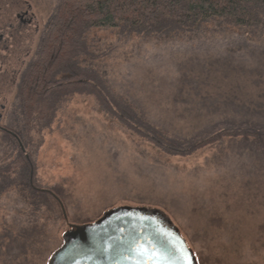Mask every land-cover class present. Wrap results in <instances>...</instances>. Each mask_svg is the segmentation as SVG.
I'll return each mask as SVG.
<instances>
[{"label":"rangeland","instance_id":"374dc122","mask_svg":"<svg viewBox=\"0 0 264 264\" xmlns=\"http://www.w3.org/2000/svg\"><path fill=\"white\" fill-rule=\"evenodd\" d=\"M57 2L31 0L39 27L31 37V54ZM96 33L110 39L112 29ZM255 33L246 36L242 30L208 26L198 31L199 38L189 43L178 40L172 50L154 47L157 54L177 63L194 54L236 57L235 48L251 57L264 52V30L258 27ZM238 39L239 45L234 42ZM261 94L260 90L255 95L257 104ZM11 108L14 114V102ZM190 118L193 125L188 130L194 133L208 125L205 121L218 117ZM53 122L41 138L34 130L24 137L25 152L34 162L33 187L51 189L65 216L53 196L55 204L50 199L49 203L55 215L29 191L1 189L0 264H48L53 251L63 245L64 232L71 231L69 225L81 226L113 208L125 207L166 218L191 248L196 264H264V155L221 136L224 127L213 128L212 141L180 156L164 154L107 120L87 96L73 97ZM18 150V144L0 132V165L11 164L7 167L11 179L24 172L16 162ZM31 206L38 210L37 218L26 216Z\"/></svg>","mask_w":264,"mask_h":264},{"label":"trees","instance_id":"16d2710c","mask_svg":"<svg viewBox=\"0 0 264 264\" xmlns=\"http://www.w3.org/2000/svg\"><path fill=\"white\" fill-rule=\"evenodd\" d=\"M263 18L264 0H58L18 85L10 124L16 139L4 133L21 143L16 162L25 173L11 179V164H1L0 191H29L55 215L51 193L33 187L34 162L25 138L31 130L41 138L75 96L90 97L107 120L167 155L191 154L221 126V136L264 155L263 51L250 57L235 48L236 57L194 54L177 63L154 47L172 50L178 40L189 43L208 26L256 36L258 27L264 30ZM105 29H112L110 39L96 33ZM191 115L218 118L192 133ZM25 214L37 218L38 210L31 206Z\"/></svg>","mask_w":264,"mask_h":264},{"label":"flooded vegetation","instance_id":"af4514ba","mask_svg":"<svg viewBox=\"0 0 264 264\" xmlns=\"http://www.w3.org/2000/svg\"><path fill=\"white\" fill-rule=\"evenodd\" d=\"M31 5V0H0V132L14 138L16 132L10 125V116L13 114L11 106L42 34L40 33L36 48L31 54V37L39 28ZM12 142L15 144L16 141ZM17 144L20 146V143ZM51 195L53 196L52 193ZM143 212L146 210L113 208L81 226L69 225L73 242L65 248L60 245L53 251L59 250L56 264H67L72 260L80 264H92V255L101 253L97 244L98 231L108 227L118 215Z\"/></svg>","mask_w":264,"mask_h":264},{"label":"water","instance_id":"95a60500","mask_svg":"<svg viewBox=\"0 0 264 264\" xmlns=\"http://www.w3.org/2000/svg\"><path fill=\"white\" fill-rule=\"evenodd\" d=\"M53 196L65 216L62 202ZM166 221L149 210L118 215L108 227L98 231L97 244L101 253L92 255V264H189V258L191 264H196L193 252L179 230ZM63 241L62 248L72 244V231L64 232ZM58 252L51 255L48 264L57 263ZM67 264L80 263L72 260Z\"/></svg>","mask_w":264,"mask_h":264},{"label":"snow or ice","instance_id":"6c2138e0","mask_svg":"<svg viewBox=\"0 0 264 264\" xmlns=\"http://www.w3.org/2000/svg\"><path fill=\"white\" fill-rule=\"evenodd\" d=\"M189 264H191V260H190V258H189Z\"/></svg>","mask_w":264,"mask_h":264}]
</instances>
